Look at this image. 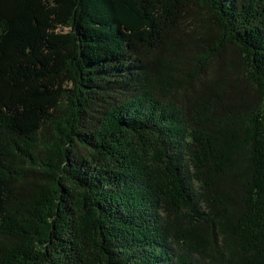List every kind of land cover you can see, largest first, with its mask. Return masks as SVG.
<instances>
[{"label": "trees", "instance_id": "16d2710c", "mask_svg": "<svg viewBox=\"0 0 264 264\" xmlns=\"http://www.w3.org/2000/svg\"><path fill=\"white\" fill-rule=\"evenodd\" d=\"M0 264H264V0H0Z\"/></svg>", "mask_w": 264, "mask_h": 264}]
</instances>
